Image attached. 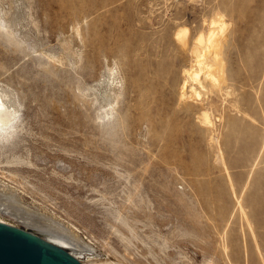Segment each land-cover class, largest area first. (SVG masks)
I'll use <instances>...</instances> for the list:
<instances>
[{
    "label": "rangeland",
    "instance_id": "obj_1",
    "mask_svg": "<svg viewBox=\"0 0 264 264\" xmlns=\"http://www.w3.org/2000/svg\"><path fill=\"white\" fill-rule=\"evenodd\" d=\"M0 12L14 21L0 24V85L18 104L0 126V221L83 264H264V0H0ZM218 15L206 60L217 54L219 81L203 71L200 98L180 96L193 37ZM22 209L85 247L10 215Z\"/></svg>",
    "mask_w": 264,
    "mask_h": 264
},
{
    "label": "bare ground",
    "instance_id": "obj_2",
    "mask_svg": "<svg viewBox=\"0 0 264 264\" xmlns=\"http://www.w3.org/2000/svg\"><path fill=\"white\" fill-rule=\"evenodd\" d=\"M3 12V11H2ZM223 14V13H222ZM5 14H1L0 12V24H4L7 23L8 21L10 22H14L12 21L13 18L10 19H6V17H4ZM222 17V16H221ZM221 17L218 15L217 17L213 18L211 17V19H209L208 21V29L205 32H199L194 38L193 42V46L191 49V52L193 53V59L191 61H193V63H191V66L189 67V69L184 70L187 74L186 76V81H183L182 86L180 87V89L183 91L181 92L180 96H187L185 98H189L191 95L195 96L196 98H200V92L196 89L197 87H195V85H200L202 83V76L201 73L203 71L204 72V77L205 78H209L211 79V81L213 83H215L218 80V75L217 74H213L210 70L208 69H213V65L215 64V56L218 54L217 51H215L218 47H219V43H220V37L223 35L224 30H225V22L222 21ZM225 20V19H223ZM2 21V22H1ZM207 21V20H206ZM8 22V23H9ZM204 22V20H203ZM205 23V22H204ZM230 23V22H229ZM1 24V25H2ZM12 24V23H11ZM175 24V23H174ZM14 25V24H13ZM177 25V24H176ZM203 25V24H202ZM184 26V25H183ZM187 35H188V28L185 27H178L177 30L175 31V39L180 42L182 45H186V41H187ZM190 43V42H189ZM192 45V44H191ZM221 45V44H220ZM218 46V47H217ZM190 48V47H189ZM217 52V54L213 55V59L211 60V62H208L206 60V55L209 52ZM219 56V55H218ZM208 59V58H207ZM210 59V58H209ZM217 59V57H216ZM219 59V58H218ZM217 59V60H218ZM221 60V59H220ZM217 64V62H216ZM219 65V64H218ZM221 66V65H220ZM211 67V68H210ZM117 68V67H116ZM218 67L216 66V69ZM206 69V70H205ZM221 70V69H220ZM215 73V72H214ZM218 73V72H216ZM224 73V72H223ZM185 74V73H184ZM219 74V73H218ZM221 74V73H220ZM217 76V77H216ZM203 77V78H204ZM221 77V76H220ZM107 78H108V83L106 85V89L104 88L103 91L100 93V97H101V103L100 106L102 107L101 104H103L104 106H108V108L114 106V103L116 102V97H113L111 95L110 92L111 91H115L114 87H113V83L116 81V73H115V69L114 67H110L108 70V74H107ZM204 78V79H205ZM184 80V79H183ZM206 80V79H205ZM221 80V79H220ZM190 81L191 83H188L190 86V89L187 91H184L185 87L187 86L186 82ZM207 83V82H206ZM118 84V83H117ZM203 84V83H202ZM201 84V85H202ZM218 85V84H217ZM116 86V85H115ZM220 86V85H219ZM201 87V86H200ZM198 87V88H200ZM204 87V86H203ZM202 87V88H203ZM212 87V86H211ZM95 90L97 88H94ZM113 89V90H111ZM225 89V88H224ZM111 90V91H110ZM206 90V88L204 89ZM228 90V89H227ZM93 91V90H92ZM110 91V92H108ZM230 91V90H229ZM13 92V91H12ZM9 89L3 87L2 85H0V126L4 125L6 122H8L9 120H11L15 113L17 112V108H18V104L17 101L14 97V94L12 93ZM96 92V91H93ZM207 92V90H206ZM209 92V91H208ZM114 93V92H113ZM191 93V94H189ZM202 93V92H201ZM205 93V92H204ZM98 93L96 92L95 95H97ZM189 94V95H187ZM116 95V94H114ZM189 96V97H188ZM202 96V95H201ZM227 96V95H226ZM97 97V96H96ZM193 97V96H192ZM181 98V97H179ZM184 98V97H183ZM182 98V99H183ZM203 98V97H202ZM190 100V99H189ZM100 101V100H99ZM19 103V102H18ZM20 104V103H19ZM222 105V104H221ZM211 106V105H210ZM209 106V107H210ZM104 108V107H103ZM106 108V107H105ZM107 109V108H106ZM101 110V109H100ZM198 110V109H197ZM207 112V110H205ZM203 111L201 113H203L202 117V123L204 122V124L208 121V117H207V113ZM210 111V110H209ZM105 113V112H104ZM106 114V113H105ZM209 116V115H208ZM200 117V118H201ZM210 119V118H209ZM200 120V119H199ZM211 120V119H210ZM212 121V120H211ZM213 123V122H212ZM210 124V122H209ZM213 125V124H212ZM211 125V126H212ZM210 126V125H209ZM218 145V144H217ZM220 153V152H219ZM7 198V197H6ZM11 198V197H10ZM13 198V196H12ZM11 198V199H12ZM9 199V198H8ZM4 200V199H3ZM6 201V200H5ZM8 201V200H7ZM3 202V201H2ZM13 202V201H12ZM11 202V203H12ZM15 202V201H14ZM6 203V202H5ZM9 203V202H8ZM8 203H6L4 205V207H8ZM18 203V202H17ZM3 204V203H2ZM10 204V203H9ZM7 205V206H6ZM11 205V204H10ZM13 208L16 209L15 204H13ZM18 205V204H17ZM3 206V205H2ZM21 207V206H19ZM18 207V208H19ZM25 209V208H24ZM27 210V209H26ZM1 211H4V209H1ZM10 211V210H8ZM15 210H12L10 212V215L14 216V217H18L19 220H21L24 224L26 225H31L33 227H36L38 230L43 231L45 233H47L50 237H52L54 240L61 242V243H67V244H71L74 245L75 247H82V249L85 247V245L81 242V240H79V238H77V236H75L73 233H70L69 230L66 229V227L64 228L60 223H58L57 221H54L53 219H51L50 217H44L42 215H36L33 213L28 214V211H25L27 214H25L23 212V209L21 210V213L17 211V213L13 212ZM20 211V210H19ZM23 212V213H22ZM32 214V215H31ZM4 222V221H3ZM51 241V240H50ZM49 241V242H50ZM53 242V241H52ZM225 245V244H224Z\"/></svg>",
    "mask_w": 264,
    "mask_h": 264
},
{
    "label": "water",
    "instance_id": "obj_3",
    "mask_svg": "<svg viewBox=\"0 0 264 264\" xmlns=\"http://www.w3.org/2000/svg\"><path fill=\"white\" fill-rule=\"evenodd\" d=\"M0 264H83L60 245L0 221Z\"/></svg>",
    "mask_w": 264,
    "mask_h": 264
}]
</instances>
